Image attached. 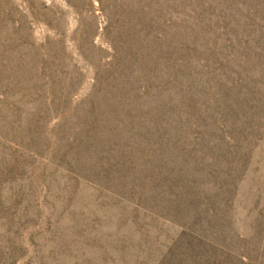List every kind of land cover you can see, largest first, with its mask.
<instances>
[{
    "label": "rangeland",
    "instance_id": "374dc122",
    "mask_svg": "<svg viewBox=\"0 0 264 264\" xmlns=\"http://www.w3.org/2000/svg\"><path fill=\"white\" fill-rule=\"evenodd\" d=\"M0 264H264V0H0Z\"/></svg>",
    "mask_w": 264,
    "mask_h": 264
}]
</instances>
